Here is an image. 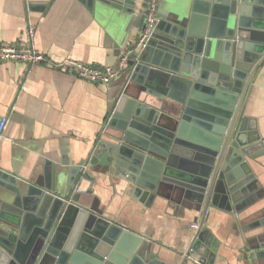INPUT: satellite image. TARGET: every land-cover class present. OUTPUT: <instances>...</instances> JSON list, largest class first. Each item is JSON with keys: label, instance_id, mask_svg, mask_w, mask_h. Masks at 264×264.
Here are the masks:
<instances>
[{"label": "water", "instance_id": "water-1", "mask_svg": "<svg viewBox=\"0 0 264 264\" xmlns=\"http://www.w3.org/2000/svg\"><path fill=\"white\" fill-rule=\"evenodd\" d=\"M81 2L90 12L135 13V0ZM157 16L145 46L135 41L121 54L114 44L119 61L125 59V87L104 136L85 165L69 168L67 184L90 180L86 166L112 169L146 204L169 183L204 212H238L264 194L247 160L264 153L263 142L243 114L251 79L264 64V0H163ZM166 99L180 108L165 111ZM58 187L22 182L0 169V264H176L162 262L146 240L81 204L86 190ZM208 243L203 226L180 264L213 257Z\"/></svg>", "mask_w": 264, "mask_h": 264}, {"label": "crops", "instance_id": "crops-1", "mask_svg": "<svg viewBox=\"0 0 264 264\" xmlns=\"http://www.w3.org/2000/svg\"><path fill=\"white\" fill-rule=\"evenodd\" d=\"M147 0H135V13L106 7L90 12L81 0H0V42L25 39L28 24L35 27L33 44L52 61L73 59L100 67H119L106 84L89 82L46 65L18 61L0 63V118L8 119L0 147V169L20 181L55 182L60 192L86 190L81 204L147 241L165 263L180 264L188 254L191 224L203 209L182 199L176 186L166 183L149 204L135 199L127 180L112 169L86 166L90 180L67 184L69 168L86 164L97 140L108 129L111 108L125 87L114 44L121 54L135 42L143 26ZM163 0H159L158 7ZM244 116L253 119L264 148V64L251 79ZM159 106L152 96L141 94ZM171 114L180 105L166 99ZM178 116V115H177ZM261 147L255 148L258 149ZM258 187L264 190V153L247 158ZM204 225L209 231L208 255L183 264H264V194L238 212L208 207Z\"/></svg>", "mask_w": 264, "mask_h": 264}, {"label": "built area", "instance_id": "built-area-1", "mask_svg": "<svg viewBox=\"0 0 264 264\" xmlns=\"http://www.w3.org/2000/svg\"><path fill=\"white\" fill-rule=\"evenodd\" d=\"M159 0H147L145 3V25L138 34L136 41L137 47L141 48L145 46L146 41L149 39L151 33L154 30L156 22L158 20ZM35 34V27L28 24L25 31L24 40H16L13 42H0V63L18 61L26 64L27 66L46 65L51 68L57 69L62 72H66L74 75L76 78L86 80L89 82H98L106 84L115 78L120 72L119 67L106 66L100 67L93 64L83 63L73 59H65L62 61H52L47 56L37 50L32 40ZM124 58L120 61L119 65L124 64ZM8 119L6 117L0 118V147L3 140L4 130ZM76 192V188L73 189ZM209 210L203 212V224L200 226V222L197 221L191 224V228L194 231V236L198 230L205 226V218L208 215Z\"/></svg>", "mask_w": 264, "mask_h": 264}]
</instances>
